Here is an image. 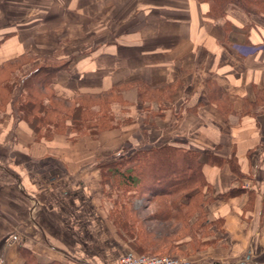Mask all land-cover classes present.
<instances>
[{
  "label": "crops",
  "instance_id": "1",
  "mask_svg": "<svg viewBox=\"0 0 264 264\" xmlns=\"http://www.w3.org/2000/svg\"><path fill=\"white\" fill-rule=\"evenodd\" d=\"M207 10L197 0H0V36L10 34L0 63L24 52L69 60L52 83L57 96L136 80L157 87L134 118L139 134L102 137L115 145L106 153L34 141L24 121L0 127V264H24L22 246L39 262L117 264L130 249L96 206V165L164 143L223 160L202 168L205 233L192 264H264V12Z\"/></svg>",
  "mask_w": 264,
  "mask_h": 264
},
{
  "label": "trees",
  "instance_id": "2",
  "mask_svg": "<svg viewBox=\"0 0 264 264\" xmlns=\"http://www.w3.org/2000/svg\"><path fill=\"white\" fill-rule=\"evenodd\" d=\"M197 1L207 3L206 15L211 17L223 16L229 7L239 9L247 15L264 12V0ZM8 36L9 33L1 35L0 43ZM68 63L69 60L66 59L27 52L1 62L0 105L1 101L9 103L16 114V120H26L35 134L39 135L42 129L48 132V127L52 125L45 120L47 114L54 112L50 109L63 106L65 109L72 108L73 114H82L86 105L77 101L80 97L115 92L119 86L127 84H144L140 80L119 83L97 94L78 91L71 98L64 99L55 94L52 83L57 73L66 68ZM155 97L156 94L148 96L149 99ZM72 120L76 118L73 117ZM85 122L83 119L78 127H83ZM89 128L94 127L89 125ZM222 161L216 154L201 152L179 143L133 148L125 154L122 151L116 156L99 161L96 167L104 175L100 182L108 189L107 194H114L112 201L121 207H129L130 212L136 213L133 209L134 198L146 191L145 203L148 208H154L149 218L167 232L160 233L159 236L149 230L147 236H135L132 232H127V235L120 233L119 237L126 241L130 251L136 254H143L148 250L151 253L162 250L170 252L181 243L190 245L195 238L200 239L205 233L204 213L200 203L203 192L209 187L202 168L205 164L219 165ZM110 181H113L112 186ZM196 210L197 217L194 216ZM169 227L173 228L172 232L168 230ZM184 237H188L187 241L181 242ZM20 249L24 264H71L60 260L39 262L29 249L23 246Z\"/></svg>",
  "mask_w": 264,
  "mask_h": 264
},
{
  "label": "rangeland",
  "instance_id": "3",
  "mask_svg": "<svg viewBox=\"0 0 264 264\" xmlns=\"http://www.w3.org/2000/svg\"><path fill=\"white\" fill-rule=\"evenodd\" d=\"M24 67H26V65H24ZM156 88V86L152 89L146 84L139 85L138 83H132L121 87L119 86L115 92L80 97L78 100L75 99L74 101L77 100L82 103L84 102L86 105L85 111L82 114H73L71 113L72 108L65 109L63 106L56 109H50L54 112L49 115L47 114L45 120L51 122L52 125L48 127V132H45V130L42 129L39 135L35 134L26 120H16V114L12 111L10 104L1 101L0 127H2L7 120L12 121L13 123L24 121L32 130V138L34 141H51L58 137L70 144L82 141L86 147L96 145L97 153H106L115 145H113L112 141L109 143L107 139L104 140V142L102 141L103 143H100L101 139H103L102 137L116 134V140L117 143H119L125 138L127 133H129V135L139 134L140 127L134 118L136 116H138V118L140 117L141 103L143 100L149 101L148 96L151 95V93L156 92ZM82 116H84V118ZM73 117H75L76 120H72ZM83 119L86 121L85 124L83 127H78V124H80ZM89 125H93L95 129L89 128ZM126 127L128 128V131H126ZM6 154L9 155L8 149L6 150ZM108 157L109 155L103 159L106 160ZM53 165L57 166L58 164ZM103 176L104 175L100 172V193L96 196V206L105 221L117 232L118 241L126 243L125 240H121L119 237L120 233L127 235V232H132L135 236H147L146 234L148 230L152 231L156 236H159L160 233H167L164 232V229L161 228L159 224L149 218V215L154 211V208L153 206L148 208V205L145 203L147 198L146 191H142L138 197L134 198L133 209L136 213H132L130 212L131 210L129 207H121L112 201V198H115L114 194H107L106 192L108 189L100 182V179ZM112 183L113 181H110L111 186L113 185ZM119 195H122L121 192H119ZM26 228L27 227H24V229ZM168 230L172 232L173 228L169 227ZM187 239L188 237H184L181 242L187 241ZM202 247L203 244L200 239L195 238L190 245L188 243H181L177 249L170 252L162 250L156 253H151V250H148L139 255L172 256L186 258L193 262L190 254L192 252L195 253Z\"/></svg>",
  "mask_w": 264,
  "mask_h": 264
},
{
  "label": "built area",
  "instance_id": "4",
  "mask_svg": "<svg viewBox=\"0 0 264 264\" xmlns=\"http://www.w3.org/2000/svg\"><path fill=\"white\" fill-rule=\"evenodd\" d=\"M236 50L242 54H251L262 49L260 45H236ZM117 264H192L189 259L160 256V255H139L128 251L121 254L117 260Z\"/></svg>",
  "mask_w": 264,
  "mask_h": 264
}]
</instances>
